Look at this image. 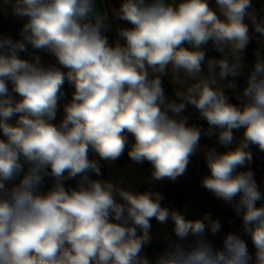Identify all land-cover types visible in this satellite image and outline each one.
Segmentation results:
<instances>
[{"label":"clouds","instance_id":"clouds-1","mask_svg":"<svg viewBox=\"0 0 264 264\" xmlns=\"http://www.w3.org/2000/svg\"><path fill=\"white\" fill-rule=\"evenodd\" d=\"M102 4L0 0V16L22 24L19 38L0 36V264H264V191L249 151L264 152V51L249 61L245 22L264 35V17L253 0ZM126 149L151 165L153 184L176 182L202 154L200 184L240 218L239 233L216 247L211 212L189 219L155 187L100 178ZM152 219L171 221L176 240L150 257Z\"/></svg>","mask_w":264,"mask_h":264},{"label":"crops","instance_id":"crops-1","mask_svg":"<svg viewBox=\"0 0 264 264\" xmlns=\"http://www.w3.org/2000/svg\"><path fill=\"white\" fill-rule=\"evenodd\" d=\"M112 3H118V0H112ZM253 9L256 12L257 17H264V0H253ZM245 22L249 24V35L251 42L246 49V56L249 61L253 58V52L255 49L260 48L264 51V35L256 33L253 30L251 22L246 18ZM22 27L21 22H18L11 17L0 16V36H12L13 38H19V30ZM29 52L21 53V57L25 59H31ZM238 83L242 86L244 81L241 78ZM68 98H70L71 92L74 90L70 84H68ZM226 94L229 95L232 102H236L231 96L232 90L225 89ZM190 113L195 117L196 122L204 123L199 120L198 113L194 108H188L186 114ZM62 113H58L57 120H59ZM243 130H239L235 133L237 140L242 138ZM201 145L206 147H216L218 151H225L226 149L217 144L215 138L208 139L202 138ZM249 151L253 155V163L258 164L260 167L256 168L251 166L256 174V179L261 185V191H264V152L258 150L256 146H250ZM103 164V162H102ZM202 165L207 169L202 154H197L191 158L188 170L182 177L178 178L176 182H170L165 180L163 182L153 184L150 180L151 177V165L141 167L140 164H136L130 158L123 163H119L118 160L112 162L110 165H106L104 179H108L115 182H122L123 186L130 187L132 190L143 191L148 187H155L159 191H164L168 187H174L178 185H186L188 183L193 184V188L188 197L183 201H176L173 196L165 192L163 193L165 199L162 204L169 207H175L186 215L189 219L201 217L205 212H211L214 218H218L221 221L222 229L219 235L212 236L210 233L207 238L213 242L216 247H222L223 237L229 232L239 233L241 229V220L236 217L232 209L226 205L223 201L217 200L209 191L204 189L201 184L202 176L206 175L205 171L199 167ZM69 183L75 184V181ZM48 185L46 184L45 187ZM151 233L153 235V242L151 245L145 248V252L150 257L154 256L157 252L161 251L167 240H176V237L172 231L173 225L169 221L166 224H161L155 219L151 221ZM191 239V238H189ZM248 242L249 251L254 252L251 241L245 237Z\"/></svg>","mask_w":264,"mask_h":264},{"label":"trees","instance_id":"trees-1","mask_svg":"<svg viewBox=\"0 0 264 264\" xmlns=\"http://www.w3.org/2000/svg\"><path fill=\"white\" fill-rule=\"evenodd\" d=\"M208 47H209V53H208L209 55H218V53L212 52L210 50V46H208ZM63 90L68 94L67 81L65 82V84L63 86ZM231 96H232V98H234V96L232 95V92H231ZM129 139L131 140V137H129ZM127 159H129V157L127 155V149H126L124 154L118 159V162L119 163H123ZM148 165H150L148 162L140 164L141 167H146ZM199 167L205 171L206 175L208 174V169L204 168L202 165H199ZM102 173H103V175L100 178L104 179V173H105V167L104 166L102 167ZM192 188H193V184L192 183H188L186 185H178V186H174V187H168L164 191H162V193L168 192V193H170L173 196V198L176 201H183V200H185L188 197V195L190 194Z\"/></svg>","mask_w":264,"mask_h":264},{"label":"water","instance_id":"water-1","mask_svg":"<svg viewBox=\"0 0 264 264\" xmlns=\"http://www.w3.org/2000/svg\"><path fill=\"white\" fill-rule=\"evenodd\" d=\"M97 4L98 6H100V10L103 11V4H102V0H97ZM113 33H109V36H112ZM241 78H237V81H240Z\"/></svg>","mask_w":264,"mask_h":264},{"label":"built area","instance_id":"built-area-1","mask_svg":"<svg viewBox=\"0 0 264 264\" xmlns=\"http://www.w3.org/2000/svg\"><path fill=\"white\" fill-rule=\"evenodd\" d=\"M190 119H191V122H196V119H195V117L194 116H190ZM251 166H255L256 168H259L260 166L258 165V164H255V163H253L252 162V165Z\"/></svg>","mask_w":264,"mask_h":264}]
</instances>
